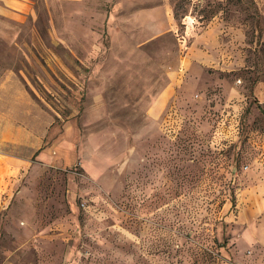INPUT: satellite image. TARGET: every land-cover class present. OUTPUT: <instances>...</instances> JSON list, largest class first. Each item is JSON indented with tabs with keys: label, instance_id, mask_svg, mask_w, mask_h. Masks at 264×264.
<instances>
[{
	"label": "rangeland",
	"instance_id": "rangeland-1",
	"mask_svg": "<svg viewBox=\"0 0 264 264\" xmlns=\"http://www.w3.org/2000/svg\"><path fill=\"white\" fill-rule=\"evenodd\" d=\"M0 264H264V0H0Z\"/></svg>",
	"mask_w": 264,
	"mask_h": 264
}]
</instances>
